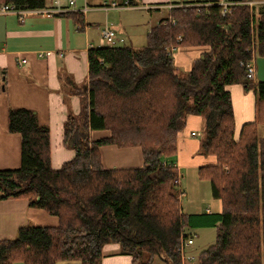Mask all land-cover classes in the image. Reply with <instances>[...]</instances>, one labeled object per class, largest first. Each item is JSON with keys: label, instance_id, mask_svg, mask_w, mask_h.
<instances>
[{"label": "trees", "instance_id": "1", "mask_svg": "<svg viewBox=\"0 0 264 264\" xmlns=\"http://www.w3.org/2000/svg\"><path fill=\"white\" fill-rule=\"evenodd\" d=\"M131 2V0H129ZM15 8L47 7V0H0ZM173 4L147 32L146 44L98 45L88 51V97L64 122L73 157L51 165L49 128L27 108H10V132L21 137L20 164L0 170V200L22 197L57 218V225H24L0 239V264H99L105 244L116 243L132 262L180 264L181 237L194 217L183 212L172 162L187 115L203 114L202 166L219 212L203 225L215 240L197 264H264V81L252 82L240 62L264 56V4ZM81 24L79 11L66 13ZM174 21V23L172 22ZM177 37L181 40L176 41ZM205 48L183 76L169 46ZM242 84L257 97L255 118L236 128L228 86ZM91 130L109 136L91 139ZM140 147L142 165L105 168L100 147ZM207 219V218H206ZM202 223V222H200Z\"/></svg>", "mask_w": 264, "mask_h": 264}, {"label": "crops", "instance_id": "2", "mask_svg": "<svg viewBox=\"0 0 264 264\" xmlns=\"http://www.w3.org/2000/svg\"><path fill=\"white\" fill-rule=\"evenodd\" d=\"M53 1L47 0V7L52 6ZM113 1L121 4L125 0H97L93 4H89L88 0H75L72 5L69 0H59L63 6H67L65 11L50 16L28 11L23 14L22 21L18 14L0 12V170L16 169L21 158V137L8 129L7 114L10 108L32 110L38 122L49 128L53 168H59L63 162L73 157V150L64 143V122L68 115L77 116L83 103L87 102L88 51L100 45L98 34L103 25L113 28L122 42L127 39L130 44L127 46L132 47L133 40L138 38L137 28L147 37V32L152 27H148L145 18L142 27L140 23L134 24L131 21L134 10L151 15L155 8H160V12L166 8L168 12L173 4L201 1L205 4L251 2V9L254 8V3L259 6L264 4V0H131V5L128 6L110 7L107 10L102 8V5L106 6ZM84 4L87 10L83 13L80 8ZM70 11L82 13L81 24H76L66 14ZM133 26H136L134 31ZM178 47L182 48L174 52V64L177 68L187 70L191 61L205 50L200 46L181 45L173 51H177ZM253 55L255 76L251 81H264V56ZM21 59L24 61L20 63ZM228 90L238 129L243 122L254 120L255 95L252 90H245L242 84L229 85ZM247 98H251V104L247 103ZM200 123L201 118L198 116L187 115L184 128L177 135L175 154L168 161L177 169L178 189L184 193L181 200L186 196L180 203L183 212L194 217L195 224L201 225L212 214L220 211L221 203L213 196L206 197V184L199 180V167L215 163L214 156L203 153L201 149V139L198 137L203 135V127ZM89 136L95 139L109 136V132L91 130ZM100 153L102 163L108 169L142 165L138 146L104 145L100 147ZM183 180H187V192L182 187ZM57 223L55 216L30 207L25 198L0 200V239L14 238L20 226H54ZM118 249L119 245L116 243L105 244L99 264H134L129 255L120 253Z\"/></svg>", "mask_w": 264, "mask_h": 264}, {"label": "rangeland", "instance_id": "3", "mask_svg": "<svg viewBox=\"0 0 264 264\" xmlns=\"http://www.w3.org/2000/svg\"><path fill=\"white\" fill-rule=\"evenodd\" d=\"M97 0H88L89 4H93V3H97ZM100 1V0H99ZM259 7V4L254 3V8L257 9ZM160 8H155L152 9V14L148 15V13H145L141 10H134L131 13V21H133L134 24H139L141 25V27L143 26V20L145 18V20L147 19L148 22V27L150 26H154L157 24V22L160 20V18L164 17L167 15V9L164 8L162 9V11H159ZM115 16V14H114ZM92 17H94V15H92ZM133 31L134 29H136V26L132 27ZM136 32V31H135ZM137 33H138V38L136 40H133V44L132 47L133 48H139L142 47L146 44V36H143V32L140 31L139 27L137 28ZM130 45L129 42L127 41V39L124 42H119L118 45ZM179 49L177 51H173L172 52V58L174 57V52H178L180 51V49L182 47H178ZM179 75L183 76L187 73V69L183 68V67H178V70L176 71ZM249 93V92H248ZM254 95H256L254 93ZM247 103L252 102L251 98H247ZM254 103H255V109H256V104H257V97L254 96ZM199 118H201V125H202V130L204 132V128H205V118L203 114H199L196 115ZM199 140L202 138V136L198 137ZM171 159V158H169ZM199 176V175H198ZM201 178L199 176V180H202L204 182V184H206V188H205V192H206V197L208 198H212L211 196V192L210 191V184H209V180ZM186 183L187 180H183V184L182 187L186 190L187 192V187H186ZM202 187H203V183H202ZM175 193L178 195V199L181 203V201L186 199V196L181 200V196H179V189H178V185H176L175 187ZM202 197H204V193L202 190ZM217 201V199H216ZM185 232L189 233L192 237H193V243L188 247V252L193 254L194 257L197 258L198 253L205 249L206 247H208V245L212 244L215 240V235H216V227L215 226H211V225H203V224H194L193 226H186L185 227ZM134 264H138L136 262H132ZM14 264H22L20 261L15 262ZM58 264H64V262H59ZM153 264H166L162 259L160 258H156Z\"/></svg>", "mask_w": 264, "mask_h": 264}, {"label": "built area", "instance_id": "4", "mask_svg": "<svg viewBox=\"0 0 264 264\" xmlns=\"http://www.w3.org/2000/svg\"><path fill=\"white\" fill-rule=\"evenodd\" d=\"M75 2V0H69V4L72 5ZM233 2H227V3H223L222 4V10H221V14H226L230 12V5ZM249 5V8L251 9L253 6V3L249 2L247 3ZM131 5V2L129 0H125L124 2H122L121 4L117 3V2H111L110 4H107L106 6L102 5V8H104L105 10H107L108 8H119L120 6H128ZM67 8V6H63L59 0H54L53 1V5L50 7H45V8H38V9H30V10H22L19 8H15L13 5L10 4H2L0 5V12L6 13V12H11V13H15L19 15V19L22 21L23 20V14L25 12L28 11H34V12H38L42 15H46V16H50L56 13H60L62 11H65V9ZM87 10V6L84 4L83 8H80L81 12H85ZM172 22L174 23V21L172 20ZM99 41H100V45H106V46H115L118 45L119 42H122L123 40L117 36V33L115 32V30L113 28H111L109 25L105 24L102 27H100L99 30ZM181 40V37H177L176 41ZM176 46H169L168 47V51L172 52L175 49ZM42 55V54H40ZM253 53L251 56V59L245 63L240 62V65H242L245 69V73H246V77L249 80H253L254 76H255V64H254V60H253ZM24 59L20 60V63L23 62ZM192 134L194 135L195 133L192 132ZM178 182V181H177ZM184 193L183 191L179 192V196H183ZM193 243V238L192 236H187V237H181V240L179 242V248H178V252L180 255V264H197V258L194 257L193 254L188 252V247Z\"/></svg>", "mask_w": 264, "mask_h": 264}]
</instances>
